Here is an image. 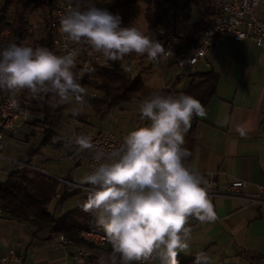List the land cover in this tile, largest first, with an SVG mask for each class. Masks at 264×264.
I'll return each instance as SVG.
<instances>
[{"label":"clouds","instance_id":"1","mask_svg":"<svg viewBox=\"0 0 264 264\" xmlns=\"http://www.w3.org/2000/svg\"><path fill=\"white\" fill-rule=\"evenodd\" d=\"M60 31L111 61L132 53L155 61L166 53L154 35L135 25L122 27L119 14L93 4L82 7L81 0L60 19ZM76 57L75 49L57 55L46 47L11 43L0 50V89L51 93L61 102L74 99L82 104L85 87L74 71ZM139 113L146 124L128 133L120 147L96 152L95 160L104 162L80 182L92 186L84 188L88 195L82 209L96 213V223L112 248L110 264H117L118 258L119 264H137L154 257L161 264H178V250L189 247V218L202 223L217 218L209 198L212 186L186 167L191 152L182 147L194 116L203 118L206 112L192 95L154 92L142 100ZM69 143L80 151L94 148L87 134L76 135ZM100 264H105L103 257ZM195 264H210V257L200 252Z\"/></svg>","mask_w":264,"mask_h":264},{"label":"crops","instance_id":"2","mask_svg":"<svg viewBox=\"0 0 264 264\" xmlns=\"http://www.w3.org/2000/svg\"><path fill=\"white\" fill-rule=\"evenodd\" d=\"M262 9L264 11V6ZM209 60L211 67L201 63L197 74L213 70L219 75L220 81L215 96L204 107L206 116H194L192 126L185 135L182 147L186 148L192 140V146L188 148L191 156L185 161V165L205 179L211 173H219L217 183L220 187L236 179L247 181L249 185L245 194L255 196L257 185L264 184V52L250 42L227 41L217 46ZM150 62L151 67L159 65L157 60ZM171 67L176 69L174 63ZM171 80L170 83L163 84L161 89L170 85L173 93L165 92L163 95L186 94L194 83H199L195 77L181 78L175 82L173 76ZM151 88L157 90L158 94L162 91ZM141 102L137 101L132 108L117 106L107 109L100 103L89 106L86 113L88 120L84 123L86 129L83 130L81 124L79 127L76 123L72 138H68L67 132L59 124L55 130L64 143L60 150L64 151L66 159L74 165L63 179L81 185L75 181L74 171L78 167L84 169L87 164L86 157L81 161L73 159L76 148L74 143H68L67 140H74L76 135L83 134L84 131L88 135L100 129L109 130L124 139L131 132L130 123L135 122L133 130L147 123L139 113ZM118 108L119 114L114 115ZM41 158V153L34 156L32 165L35 166L34 162ZM8 159L9 161L2 162H19ZM35 167L52 176L44 168ZM69 194L74 196L68 202L76 199L79 202L67 212L64 208L68 202L64 203L59 209L61 214L66 212V215L82 208L84 202L80 199H87L88 195L83 192ZM211 200L217 213L216 220L202 223L190 217L187 225L192 229L189 247L183 251L178 250L177 259L195 261L196 255L204 252L210 257V264H264V207L230 198ZM91 215L96 222V213L91 212ZM13 247L23 256L24 264H73L72 254L76 252V248L68 251L58 248L51 233L36 234L31 226L8 218L0 223V261L8 256ZM94 253L99 251L95 250ZM153 264H161L159 258L155 257Z\"/></svg>","mask_w":264,"mask_h":264},{"label":"trees","instance_id":"3","mask_svg":"<svg viewBox=\"0 0 264 264\" xmlns=\"http://www.w3.org/2000/svg\"><path fill=\"white\" fill-rule=\"evenodd\" d=\"M56 1L1 0L0 50L11 43H16L34 48L46 47L59 55L54 47V32L51 26ZM71 1L74 4L77 2V0ZM97 1L81 0V5L83 7L93 4L112 12L113 7L120 2L132 6L138 2L146 1L148 5L145 16L148 23L146 34L154 35L159 42L161 41L160 30L166 21L165 11L162 9L164 1H171L181 6L188 12L191 20L194 9H198L202 18L199 22L192 20L196 30L187 34L186 46L195 41L196 31L201 27L211 26L217 15L214 0H182V3H180V0H104L102 4H98ZM42 6L48 9V18L44 22L42 31L36 33L32 30L30 16ZM122 27H130V25L127 21L122 20ZM128 56H125L122 60H109L107 67L92 65L85 71L81 68L74 70L79 76L78 82L85 87V91L91 95H97L95 98L90 96L89 105L96 106L95 104L100 103L104 104L107 109H112L122 104L142 101L154 92L158 94L157 90L146 86L143 82V74L151 66L139 71L133 77L125 67ZM141 56L148 58L146 54ZM194 77L199 80V83H194L186 94L194 96L205 107L215 96L220 77L213 70L196 74ZM2 91L18 95L7 89H2ZM159 94L163 95L165 92L162 90ZM20 95L23 98H30V127L43 130L42 144L51 146L55 150L61 149L64 143L59 139L55 129L63 118L68 102H61L57 96L51 93L33 95L29 91H22ZM84 112L85 109H82L79 117H77L81 118L82 123L86 122L87 119ZM26 142L29 141L26 140ZM191 142L187 144V149L192 146ZM38 154H40L39 150L32 149L29 154L31 160L27 161L28 164L31 165L33 157ZM59 185V181L53 177L43 175L28 166L21 167L8 175L4 183H0V208L8 218L34 228L36 234L54 232L75 240L81 246L92 249L93 247L85 243L80 237L82 230L97 226L90 212L78 208L70 211L64 218L57 217V212H59L61 206L74 195L65 193L57 207L52 209ZM177 261L178 264H195L194 260L177 259Z\"/></svg>","mask_w":264,"mask_h":264},{"label":"built area","instance_id":"4","mask_svg":"<svg viewBox=\"0 0 264 264\" xmlns=\"http://www.w3.org/2000/svg\"><path fill=\"white\" fill-rule=\"evenodd\" d=\"M104 0H98L102 4ZM70 6H75L71 0H57L53 9V20L51 23L54 32V47L59 55H66L74 49L77 50L76 63L77 68L87 70L92 65L107 67V60L102 53L95 52L86 43H75L66 38L60 31V19L66 14ZM214 6L217 15L211 26L201 27L196 31L195 41L186 46V37L188 33L195 32L193 21L188 12L181 6L171 1H164L162 9L165 11V23L160 30V43L163 45L166 53L157 59L162 72L168 73L169 68L174 63L177 69V75L174 81H179L182 77H194L198 73V67L205 63L208 68L211 67L210 57L215 52L217 46L227 41H236L239 43L250 42L256 45L264 52V0H214ZM170 53H168V52ZM149 58H143L141 55L131 54L126 60L128 67L136 72L151 66ZM150 60V59H149ZM164 92L173 90L170 85L163 88ZM97 97L96 94L91 95ZM15 101V107L12 106ZM30 98H23L20 94L13 95L3 92L0 89V160L9 161L4 155L5 141L7 137L13 139H22L23 136H29L30 131ZM43 131L41 129H37ZM93 149L80 151L78 146L73 153V159L78 161L87 158L85 166L86 175L89 174L98 163L95 155L97 151L103 150L108 153L123 144V140L106 129L97 130L91 134ZM28 166L29 168L41 172L43 175L49 174L38 170L34 165L28 162H19L17 169ZM15 169V170H17ZM14 170V171H15ZM13 172V171H12ZM12 172L0 170V176L7 177ZM219 173H211L207 181L212 186L209 192V198H230L243 200L249 204L264 207V184L257 185V194L248 196L245 189L249 183L244 180H233L232 182L220 187L217 183ZM52 177V176H50ZM54 178V177H53ZM60 185L54 201H60L65 193L83 192L84 188H91L90 185H76L67 179H56ZM8 218L5 212L0 208V223ZM56 239L58 248L68 251L70 248H76L72 254L73 264H100L103 257L105 264H110L109 256L112 251L111 245L106 238L104 229L96 226L90 229H84L80 232L81 239L91 245L93 248H86L79 245L75 240L67 238L64 235L51 232ZM98 250L99 253H94ZM154 258L148 261L137 262V264H153ZM1 264H24V258L18 252L16 247L10 249L6 258L0 261ZM119 264V258L117 260Z\"/></svg>","mask_w":264,"mask_h":264},{"label":"rangeland","instance_id":"5","mask_svg":"<svg viewBox=\"0 0 264 264\" xmlns=\"http://www.w3.org/2000/svg\"><path fill=\"white\" fill-rule=\"evenodd\" d=\"M180 3H182V0H180ZM0 5H1V0H0ZM155 8L156 10H158L157 7ZM147 9H148V5L146 4V1L138 2L137 4H134L132 6L125 5L123 2H120L113 7V10L111 13L114 15L119 14L121 19L124 21H127L130 26L135 25L140 30L147 33L148 23L145 17ZM193 13L194 14L192 15V20L199 22L202 16L198 12V9H194ZM47 18H48V9L44 6L40 7L35 13H33L30 16V22L33 28L32 30L36 33H40L43 29L44 22L46 21ZM148 61H151V60L148 59ZM149 64H151V62H149ZM76 65L77 63H75L74 70L77 69ZM125 67L130 71L133 77L137 75L138 72L130 69L127 64H125ZM171 68L172 67H170L169 68L170 71H168V73L165 74L164 72H162V68L160 67V65L152 66L150 69H148L146 73L143 74L144 84L148 87H155V88L161 89L163 84L170 83V81H172L171 80L172 77L173 76L175 77L177 75V70L171 69ZM198 69L200 70V66ZM189 78L190 77H182V79H189ZM16 94H20V92H16ZM90 96L91 94L85 91V94L83 95L84 101L82 104L76 103L74 99L71 103L69 102L67 103L64 113H63V118L60 122V126L62 127L63 130H65V132H67V135L69 136L68 138H72L74 136V126L76 127L77 124L79 125V127L81 124L82 126L81 128H83V130L86 129L85 128L86 125L84 123H87L88 119H86V122L82 123L81 118H77L79 117L80 114L73 115V113L74 112L81 113L82 109L83 110L85 109L84 114L87 115L86 113L88 111L89 106H92V104L91 105L88 104V102L90 101ZM135 103H137V101H134L130 104H122L120 107L121 108H130V107L132 108V106ZM118 111H120V108L115 110L114 115L119 114ZM120 118L122 119L121 116ZM70 122H72L73 125L70 124ZM130 125H131V131H132L134 128L135 122L133 121L132 124L130 123ZM37 129L38 128L35 129L33 127H29V131H30L29 136H23L22 139H13L11 137H7L5 141V151H4L5 157L16 159L19 162H27L29 159V154L32 151V149L39 150V152L42 154V158L34 162L35 166H37L38 168H44L55 179H63L64 175L70 172V170L74 168V165L68 159H66V154L64 153V151H61L60 149L55 150L51 146L43 145L42 144L43 131H40ZM83 134H86L85 131L83 132ZM26 140L29 142H26ZM69 141L71 140H67L68 143ZM30 160L31 159H29V161ZM19 162H16L17 164H13V163L8 164L0 160V170L6 169L9 171H13L16 168V166H18ZM85 175H86L85 168L84 169L79 168V167L75 168V171H74L75 181L81 182L82 178ZM5 181H6V177L4 176L0 177V183H4ZM80 200L84 202L86 198L82 197ZM77 202H79V199H76L72 202L69 201L67 203V206L65 205V208H64L65 211L67 212V210H70L75 204H77ZM58 204H59V201H54L52 204V207H53L52 209H55ZM66 212L62 214L57 212L58 213L57 217L64 218L69 213L68 212L65 215Z\"/></svg>","mask_w":264,"mask_h":264}]
</instances>
